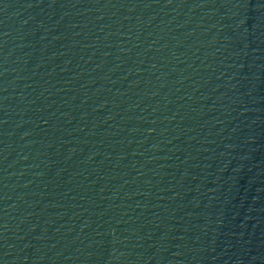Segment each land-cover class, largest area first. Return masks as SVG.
<instances>
[{
	"label": "water",
	"instance_id": "obj_1",
	"mask_svg": "<svg viewBox=\"0 0 264 264\" xmlns=\"http://www.w3.org/2000/svg\"><path fill=\"white\" fill-rule=\"evenodd\" d=\"M0 264H264V0H0Z\"/></svg>",
	"mask_w": 264,
	"mask_h": 264
}]
</instances>
